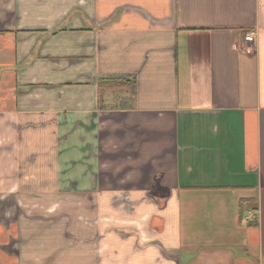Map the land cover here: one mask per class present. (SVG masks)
<instances>
[{"label":"crops","instance_id":"1","mask_svg":"<svg viewBox=\"0 0 264 264\" xmlns=\"http://www.w3.org/2000/svg\"><path fill=\"white\" fill-rule=\"evenodd\" d=\"M0 264H264V0H0Z\"/></svg>","mask_w":264,"mask_h":264},{"label":"rangeland","instance_id":"2","mask_svg":"<svg viewBox=\"0 0 264 264\" xmlns=\"http://www.w3.org/2000/svg\"><path fill=\"white\" fill-rule=\"evenodd\" d=\"M1 208H6V209H8L9 211H10V213H12L13 215H17V214H24V213H26V214H24V215H28V216H30V215H32V214H30V213H37L36 212V210L35 209H37V208H42V209H48V207H30V206H27V207H18V206H11V207H1ZM2 209V210H3Z\"/></svg>","mask_w":264,"mask_h":264},{"label":"built area","instance_id":"3","mask_svg":"<svg viewBox=\"0 0 264 264\" xmlns=\"http://www.w3.org/2000/svg\"><path fill=\"white\" fill-rule=\"evenodd\" d=\"M256 31H249L246 35H245V41L247 43H253L255 41V37H256ZM255 218L253 215H249L247 217L248 221H253Z\"/></svg>","mask_w":264,"mask_h":264}]
</instances>
